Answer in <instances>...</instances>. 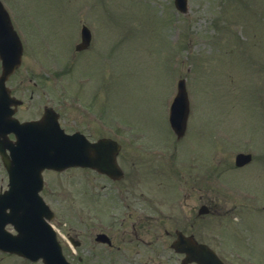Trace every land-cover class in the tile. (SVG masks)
Wrapping results in <instances>:
<instances>
[{"label": "rangeland", "instance_id": "obj_1", "mask_svg": "<svg viewBox=\"0 0 264 264\" xmlns=\"http://www.w3.org/2000/svg\"><path fill=\"white\" fill-rule=\"evenodd\" d=\"M1 1L24 47L22 65L8 82L25 103L19 118H37L50 106L66 131L122 143L125 179L147 197L158 195L159 234L185 227L186 205L168 196L177 189V168H191L200 150L206 201L214 199L217 212L195 219L191 210L185 230L216 246L228 264H264V0H187L185 14L173 0ZM82 25L93 39L75 53ZM180 79L190 118L176 141L168 111ZM238 153L251 154L252 162L235 168ZM43 179L52 208H79L99 219L94 224L102 231L108 185L127 184L77 168L44 172ZM0 185H6L1 165ZM197 203L191 194L190 207ZM95 251L82 264H106ZM0 264L31 263L0 254Z\"/></svg>", "mask_w": 264, "mask_h": 264}, {"label": "flooded vegetation", "instance_id": "obj_2", "mask_svg": "<svg viewBox=\"0 0 264 264\" xmlns=\"http://www.w3.org/2000/svg\"><path fill=\"white\" fill-rule=\"evenodd\" d=\"M18 91L19 89L16 87L11 91L12 95H18ZM83 116L91 121L87 113ZM58 119L61 125H63L60 113H58ZM63 129L66 131L65 127H63ZM75 131L79 130L67 132ZM81 133L86 135L90 141L101 139L100 137L92 138L89 134L84 132ZM119 145L122 150V143ZM199 158L200 155L198 159L194 161L191 168L190 164L185 169L177 168V189L174 190L172 186H169L174 191L172 190L171 196H168V198L173 197L176 201L183 202L181 206L186 205V209H188L185 214V227H189L191 210H194L193 218L195 219L207 216L203 214V208L206 209L204 212H208V210L213 214L217 212L215 210V200L210 199V201H206V169H204L203 164L198 161ZM171 167L174 168V164H171ZM122 168L123 167H121V169ZM141 174L140 172L137 176L138 179H142L143 176ZM125 176V173H123V177L119 181H112L110 178L106 177L108 183L117 184L125 180L127 184L114 187L108 185L109 189L108 192H106L105 231H102V228L97 229V227H95L94 222H99V219L85 217L84 215L86 213L84 211H79V208L67 209L65 213V211L60 212L50 206L54 214L52 223L58 228L60 233L58 243L63 255L66 258H70L74 264H82V258L92 256V254L98 255L99 253L95 251V249H97L98 251H102L103 257L106 256V264H158V262H155V259L163 258L164 256L174 262H176L175 259H178L177 264H197L186 260L187 253L190 251V247L188 246L190 239L189 242L185 244L187 252L184 253L176 252L171 245L179 234L184 235L185 238L192 236L198 243L208 245L207 242L196 239L195 234L187 232L185 227L182 229H175L174 231L172 230L171 233L165 230L159 234L156 229L157 217L154 216L155 203L158 200L157 193L152 197H147L143 190L138 189L134 184L131 186L133 179H131L130 182L125 179ZM191 178H193V185ZM145 179L146 177L143 178V181ZM146 188L147 187L142 189ZM191 194H194L196 201H198L192 208L190 207ZM159 197L162 201L166 200L165 194ZM150 209H152L151 212H149ZM59 215L67 217L61 218L58 217ZM73 215H75V217H71ZM58 218L60 220H58ZM9 229L13 230L11 227ZM96 230H98V232H96ZM200 230H206V226L203 225L202 228L200 227ZM200 230L198 231L200 232ZM164 236H167L170 241L168 242L166 240L165 243L160 242ZM208 246L213 249L220 260H223L216 246L212 244Z\"/></svg>", "mask_w": 264, "mask_h": 264}, {"label": "water", "instance_id": "obj_3", "mask_svg": "<svg viewBox=\"0 0 264 264\" xmlns=\"http://www.w3.org/2000/svg\"><path fill=\"white\" fill-rule=\"evenodd\" d=\"M175 6L181 12L186 10V0H175ZM90 40L89 32L86 28L82 30V42L77 46V50L88 46ZM22 48L20 41L13 30L7 13L0 4V59L2 61V74L0 77V100H6V106L16 101H8L5 81L20 65ZM187 98L183 81L178 83V93L171 107V127L178 137H181L185 130ZM11 116L2 122L9 121L15 124V128L20 130L16 133L19 136V143L12 151L13 159H4V165L9 171H18L23 177L29 178L38 184H32L34 189L29 195L34 197V201L41 202L37 193L41 187L40 173L44 169L62 171L69 167H89L96 169L100 173L108 174L115 177L117 172L115 166V155L118 152V146L110 140L100 141L97 144H88L86 141L75 139V136H65L59 129L55 118L46 113L39 122H30L19 125L17 121H12ZM1 135V134H0ZM239 160H241L239 158ZM247 161V159L242 161ZM16 174H12V177ZM10 189L0 197V208L3 211L15 209L9 203L22 202L23 199L16 197L26 194H18L13 191L14 186L9 185ZM16 199V200H13ZM21 211V210H20ZM8 222L7 220L4 221ZM30 232V236L23 239L22 236L12 241V237L8 240L0 242L1 247L7 251L15 252L25 256L30 260L43 259L45 264H67L62 258L54 234L46 225L41 227L40 232ZM25 234V233H24ZM23 234V235H24Z\"/></svg>", "mask_w": 264, "mask_h": 264}]
</instances>
